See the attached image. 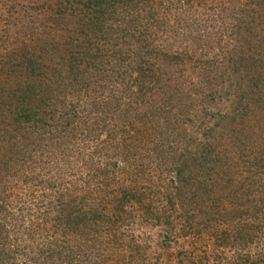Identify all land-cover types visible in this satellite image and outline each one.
<instances>
[{"label":"rangeland","instance_id":"obj_1","mask_svg":"<svg viewBox=\"0 0 264 264\" xmlns=\"http://www.w3.org/2000/svg\"><path fill=\"white\" fill-rule=\"evenodd\" d=\"M148 4L154 5L147 10L155 14L152 28L142 36L162 54H170V61L165 67L161 59L144 58L143 62L151 63L147 89L139 94L133 87L136 96L127 94L122 100L127 104L132 101L137 110L130 116L137 125L132 123L125 127V133L116 134L117 142L118 138L126 142L135 138L130 154H113V144L107 142L105 133L107 123L97 118L104 111L102 101L121 96V91H114V84L127 77L131 50L137 47L124 37L120 43L128 46L120 47L130 53L122 49L124 53L116 57L114 67L119 70L115 74L95 69L86 87L74 94L65 93L72 110L79 99L83 98L85 105L74 129H68L67 137L61 135L64 146L50 147L60 126L57 121L50 122L43 142L49 144V153L45 146L40 158L43 145L36 155L37 166L27 165L24 174L8 181L7 193L2 194L6 209L0 212L7 232L5 240H0V264H231L243 254L234 239L228 241L231 219L223 215L228 204L224 203V209L219 206L223 211L219 216L212 212L210 194L212 189L223 187L219 181L230 182L231 171H236L241 181L249 171L259 168L264 172V68L253 75L254 67L242 66L236 73L239 66L230 58L241 48L255 60L264 53V48L242 45L234 28L236 17L252 10V0H155ZM56 6L54 0H0V60L19 42L30 44L37 38L49 9ZM32 27L34 30L29 29ZM18 32H24V38L15 41ZM86 34L88 41H95V35ZM261 58L264 66V56ZM248 69L251 75L245 74ZM220 72H224L223 79ZM94 87L102 89L95 95L97 109L90 126L82 123L83 109H90L83 95L91 90L87 94L91 96ZM244 114L247 130L251 129L248 139L261 138V145L247 139L244 141L250 149L227 153L216 125L225 116L240 118ZM225 155H233L237 166L240 160L245 163L240 168L223 165L230 159ZM249 159L260 160V166L246 164ZM179 161H190L192 170L189 185L182 191H178L176 180ZM108 164L112 165L107 168ZM105 171L108 173L103 175ZM94 175L109 179L107 199H102V180ZM135 192L142 195V205L128 203L124 211L119 210L117 203L121 202L115 197ZM59 194L66 195L73 219L65 218L67 222L55 228L52 202ZM95 208L103 213L113 209L105 223L91 231L84 227L88 222L93 224L89 218ZM83 214L88 215L87 220ZM239 222L243 227L240 218ZM134 246L141 251L136 252ZM246 247L243 251L250 255L258 252L255 245Z\"/></svg>","mask_w":264,"mask_h":264},{"label":"trees","instance_id":"obj_2","mask_svg":"<svg viewBox=\"0 0 264 264\" xmlns=\"http://www.w3.org/2000/svg\"><path fill=\"white\" fill-rule=\"evenodd\" d=\"M54 1H57V6L49 9L51 12L44 18V25L41 24L43 30L41 34L32 39L30 44L19 42L18 46H14V49L7 52L0 60V212L6 209L7 204L4 202L6 198L2 194L7 193L8 181L15 180L18 174H24L27 165L37 166L36 155L43 145L42 152L46 146V153H49V144L43 143L48 135V124L57 121L60 125L59 131H57V140L49 142L52 144L50 147L54 148L64 146V139L61 135L67 137L68 129H74V123L78 119L81 120L79 118L80 109L85 105L82 104L83 98L76 101L75 109L72 110V107L67 104L65 93L74 94L80 91L78 88L86 87L85 85L91 80V74L95 69L101 71L103 68L115 74L119 70L116 66L114 67L116 57L122 55L123 50L130 53L126 47H120L125 44L120 43L124 37L131 45L134 44L137 47H131L130 58L126 66L127 73L124 74L127 77L114 84V91H118V93L121 91V96L117 98L112 95L109 101H102L104 111L97 115L98 121L107 123L108 133H105L110 141L107 139L106 141L113 144L114 155L121 151L122 154L125 152L128 157L130 144L133 142L132 139H135L131 138L130 141L126 142L127 140L118 138L117 142L116 134L125 133V127L132 123L134 127L137 125L134 123L135 120L130 119L131 114L137 111L136 108H133L132 101L127 104L126 100H122L127 97V94L128 96H133V94L136 96L135 92L141 94L143 90L147 89L150 81L147 70H149L148 65L150 66L151 63L143 62L144 58L148 60L152 58L161 59L165 67L170 61V54L166 52L162 54V51H158L152 46L151 41L149 42L142 36L143 32L148 33L149 29L152 28L150 22L155 12L154 10L148 11L147 8H153L154 5L148 3L155 0ZM249 7L252 9L249 13L236 17L235 32L240 36L242 45H245L243 44L245 42L248 45L253 44L256 49L263 50L264 0H252ZM49 11H46V14ZM49 23L50 25H48ZM72 26H75L74 29ZM29 29L34 30L33 27ZM86 32L95 35V41H88ZM15 38V41H20L24 38V32L16 33ZM133 40L136 41L133 42ZM95 43L96 48L93 47ZM125 46L128 45L125 44ZM244 54V48H241L239 52L230 57L231 61L239 66L236 73L240 72L242 66L254 67V72L251 70L253 75H256L260 68H264L261 58L264 53L258 55V60ZM256 63L259 65L256 66ZM249 71L250 69L245 74L251 75ZM221 73L224 74V72H220V77L223 79ZM133 87L135 92H132ZM101 89L94 87L91 96H87L91 90L83 95L85 103L90 109H83L82 123L93 125L98 99L95 95ZM55 90L58 92L55 93ZM113 109H115L114 112H111ZM108 111L111 112L110 115L107 114ZM246 116V114L240 118L239 116H225L216 125L220 127L218 130L222 132V138L225 139V151L227 153H230L231 149L237 151L251 148L250 144L244 141L249 138L248 135L251 132V129L247 130L245 125ZM135 117L137 118L136 115ZM120 127L122 128L120 129ZM255 140L259 141V145H261V138L259 140L255 138ZM255 140L251 141L255 143ZM102 146H106L105 141L102 142ZM43 156L44 152L40 158ZM230 156L225 155V159ZM242 157L240 156V158ZM190 161H179V171L176 174L178 191L187 189L189 185V176L192 175ZM240 161H242L241 164L237 166L232 155V158L226 159L222 164L225 165L226 163L229 167L235 168L237 166L240 168L245 163L243 160ZM246 162L252 167H258L261 163L260 160L257 162L250 161V159ZM219 163L221 162L219 161ZM109 165L112 164L106 165L107 168ZM258 169L249 171L248 177L243 178L244 181L239 179L236 171H231L230 182L219 181L223 187L212 189L210 194L213 195L210 200L212 212L219 215V212H223L219 206H223L224 203L228 204L223 214L231 219L230 224H228V231H231V233H227V237L230 238L228 241L231 242L234 239L233 241H236L237 246L242 248L240 251L243 254L235 257L238 259L231 264H264V172ZM238 172L243 176L241 171ZM107 173L105 171L102 174ZM92 177L102 180L99 181V185H102L103 189L101 191L102 199H107L109 194L106 186L108 187L109 179L99 175ZM99 188L101 187L99 186ZM55 199L52 202L56 208L52 225L59 228L63 222L73 219L71 218L73 211L65 194H59ZM115 200L121 202L116 203L120 206L119 210L124 211L128 203L142 205L143 198L142 195L135 192L128 197L126 194L120 199L115 197ZM67 209H70V212ZM111 209L108 210V213H105L106 210L104 213L99 211V208L91 210L92 217L89 219H92L93 224L88 222L84 228H89L91 231H94L97 225L99 228L101 224L105 223L103 220H106ZM193 209H196L195 206L189 212L192 211L193 213ZM83 216L86 220L88 219L87 214H83ZM239 218L244 223L243 227H240ZM0 224L3 225L0 226V240L2 238L5 240L6 228L1 222ZM213 233L216 236L214 231ZM246 245L247 247L255 245L258 252L253 253V255L244 252L243 247ZM134 248L136 252L141 251L140 247L134 246L132 249ZM254 252H256L255 249Z\"/></svg>","mask_w":264,"mask_h":264}]
</instances>
